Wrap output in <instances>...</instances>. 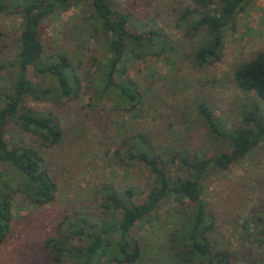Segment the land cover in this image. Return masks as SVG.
<instances>
[{
	"label": "rangeland",
	"instance_id": "obj_1",
	"mask_svg": "<svg viewBox=\"0 0 264 264\" xmlns=\"http://www.w3.org/2000/svg\"><path fill=\"white\" fill-rule=\"evenodd\" d=\"M110 4L117 14L128 16L130 33L162 31L165 44L161 50L154 44L126 54L125 73L116 81L133 83L138 102L131 104L122 102L116 90H103L99 66L106 62L105 38L91 20L89 0L41 23L44 57L68 58L79 87L76 95L62 97L51 77L28 70L31 83L51 93L45 100L28 99L26 105L39 114L51 113L61 127V141L45 147L14 123L5 127L4 139L9 148L31 146L40 152L56 186L55 198L43 206L35 204L19 190L24 179L15 168L0 167V193H6L4 184L12 189V221L0 244V264H54L45 241L66 218L79 215L98 223L102 209L97 189L104 183L119 193L133 190L134 202L146 197L153 179L144 165L126 161L123 140L145 135L167 162L169 175L183 178L185 173L170 162L176 153L212 157L231 149L209 129L199 107L208 109L222 134L250 126L244 119L252 111H258L264 122V101L253 92H241L233 79L236 67L264 47V0H254L236 16L233 28L224 34L221 58L203 65L192 52L205 39L201 33L187 37L186 27L176 20L192 0H110ZM20 27L19 15L0 14V62L9 66L17 60ZM16 71L9 67L0 72V89L8 90ZM201 190L214 223L209 234L212 248L234 253L235 264L252 259L264 264V140L227 169L211 170ZM188 206L187 201L168 197L156 213L131 228L140 250L132 264H184L174 255L169 237ZM103 261L118 264L109 256Z\"/></svg>",
	"mask_w": 264,
	"mask_h": 264
},
{
	"label": "trees",
	"instance_id": "obj_2",
	"mask_svg": "<svg viewBox=\"0 0 264 264\" xmlns=\"http://www.w3.org/2000/svg\"><path fill=\"white\" fill-rule=\"evenodd\" d=\"M253 1L192 0V5L179 13L176 20L179 26L186 27L185 35L198 36L201 33L205 39L192 52L199 65L221 58L219 48L225 32L233 28L236 16ZM79 2L81 0H0V14L7 12L21 18L17 60L12 66L0 62V72L9 67L17 69L8 90L0 89V167L3 164L13 166L24 179L19 190L42 206L54 200L56 191L43 158L31 146L9 148L4 139V129L9 123H14L40 139L45 147L55 146L61 141V127L51 113L39 114L26 105L28 99L45 100L51 89H39L27 75L30 68L34 69L55 81V91L60 96L76 95L78 78L71 61L62 54L53 59L44 57L39 28L50 16L67 11ZM89 3L91 20L105 38L106 62L99 66L103 90L114 89L122 102L135 104L138 94L133 83L116 81L125 73V56L154 44L161 50L165 36L162 31H150L146 35L130 33L128 16L113 11L110 0H89ZM233 79L241 92H253L264 101V47L251 60L236 67ZM199 112L217 138L229 142L230 151L218 152L212 157L196 153L187 157L184 152H178L170 162L183 171L185 177L173 179L167 162L145 135L123 140L121 147L126 161L144 165L151 175L153 183L149 192L141 202H134L133 190L119 193L113 185L102 184L97 189L101 198V220L93 223L79 215L66 218L57 226L54 236L45 241L46 251L54 264H103L108 256L110 261L118 264L134 263L140 250L130 235L131 228L156 213L168 197L189 203L182 223L169 237L177 260L184 264H235L234 253L212 248L209 234L214 223L202 198L201 182L211 170L227 169L256 148L264 140V122L260 121L258 111H252L244 119L250 126L222 134L206 107H199ZM2 187L6 193H0V244L7 237L12 221V189L6 184ZM111 253H119L120 257H110ZM250 262L246 260V264L257 263L255 259Z\"/></svg>",
	"mask_w": 264,
	"mask_h": 264
}]
</instances>
